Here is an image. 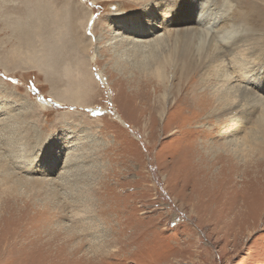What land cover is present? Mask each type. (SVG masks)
Instances as JSON below:
<instances>
[{"label":"rangeland","instance_id":"rangeland-1","mask_svg":"<svg viewBox=\"0 0 264 264\" xmlns=\"http://www.w3.org/2000/svg\"><path fill=\"white\" fill-rule=\"evenodd\" d=\"M28 1L0 0V264H264V148L258 156L254 146L243 145L251 161L243 169L236 160L211 170L194 166L198 143L179 149L176 131L186 125L185 115L167 120L174 94L159 120L139 105L137 83L119 81L131 80L132 73L118 69L117 61L137 58L123 54L126 48L93 37L89 57L95 53L100 60L86 70L96 80L87 78L84 85L85 71L75 64L90 47L69 41L65 20L55 25L54 19L61 49L48 56L49 67H38L37 28L20 31L16 24ZM47 1L56 18L64 17L59 0ZM85 2L93 15L90 37L95 29L101 34L114 27L118 20L111 13L120 15L112 30L117 35L129 18L157 22L145 10L166 0L144 9L129 0ZM231 3V13L241 10ZM249 30L257 57H264V26L249 24ZM99 70L109 85L99 81ZM146 91L151 95L154 87ZM233 108L222 115L219 130L216 122L187 123L190 140L202 125L223 137L214 142L261 138L257 144L264 146V105ZM238 150L229 146L231 153Z\"/></svg>","mask_w":264,"mask_h":264},{"label":"bare ground","instance_id":"bare-ground-1","mask_svg":"<svg viewBox=\"0 0 264 264\" xmlns=\"http://www.w3.org/2000/svg\"><path fill=\"white\" fill-rule=\"evenodd\" d=\"M59 1L64 17L56 18L52 11L53 8L47 0H29L24 7L27 11L26 16L16 20L20 31L23 26L37 28L35 34L38 41L37 57L40 56L37 62L38 67H49L48 56L61 49L58 43L63 41L54 39L53 21L55 19V25H58L63 18L69 34L68 40H83L90 47L88 50H83L85 58L80 57L75 64L78 72L85 71L84 74L82 73V78L85 75L84 85L87 78L93 82L96 80L94 73H88L86 70L91 64H98L100 60L95 53L89 57L93 43L97 42L93 40V37L99 41L104 37L109 38L108 42L111 44H118L122 48H126L123 54L132 53L137 56L136 60L126 59L123 63L117 61L118 69L120 67L122 71L132 73L131 80L120 77L119 81H123L127 85H132V82H135L137 83L136 87L142 88L139 105H145L150 110V117H156L159 120L166 118L167 110L170 109L169 105H172L169 101L171 94L175 96L172 105L174 111L169 112L167 120L170 121L177 113H181L180 115H185L183 121L186 122V125L190 123L188 125H192V127L199 123L205 126L206 122H216L219 130L225 125L222 115L232 112L233 107L237 105L239 107L243 105L262 107L264 105V80L261 77L264 72V57L263 54L257 57V46L251 43L255 40V34L249 30V24H256L259 29L264 26V0H235L241 10L233 13H231L233 6L231 0H215L212 3L209 0H166L157 9L145 10V17L158 19L157 22L149 21L151 25L146 23V20H140L133 16L136 21L129 18L128 21L131 24L128 25H126V21H123L121 30L123 34L117 35L112 30L120 24L116 23L121 22L120 15L111 13L110 18L118 20L115 23L112 22L114 27L110 26V29L106 28L107 30L104 28L105 30L100 34L95 29L99 25L97 23L94 27L95 31L91 33L90 37V33H87V26L93 15L86 11L85 0H83L84 5L81 0ZM155 1L157 0H129V2H134L139 9H144L143 7H147L148 4ZM204 1L209 7V9L206 8L210 10L209 12L201 9V4ZM164 5L167 6L163 7ZM167 9H171V12ZM234 19H237L236 22ZM169 28L170 30H168ZM157 30L163 31L164 34L155 35ZM207 41H209V45H206ZM263 43L264 40L261 41V44ZM154 54H157L158 58L151 60ZM63 61V64L66 65V61ZM129 66L134 67L130 69ZM202 70L203 74H201ZM98 77L102 84H110L103 71L99 70ZM110 77L113 75L110 74ZM255 81H259L257 86H253ZM150 85L154 87L151 95L146 91ZM217 86L225 87V90L216 91ZM253 88L258 89V92ZM259 92L261 95H258ZM54 98L61 102L59 98ZM46 103L42 102L43 105ZM234 124L235 122L231 125L234 127ZM186 125L184 123L177 127V136L181 140L179 149L191 143L190 141L193 144L197 142V153L195 154H197L198 160L196 159L197 163L193 165L204 167L203 169L211 170L213 166L224 160H236L237 167L243 169L251 161L248 160L250 154L246 156L248 157L246 159L244 156L246 150L241 147L246 145L248 149L251 145L254 146L252 153L255 155L257 152L258 156L260 152L262 153L261 149L264 148L261 146L262 144H257L263 142L261 138H255L256 142H253L254 138L248 141L245 137H241L221 143L220 140L223 137H217L214 129L209 130L202 125L194 131L195 138L190 140ZM241 128L236 127L234 131H241ZM215 138H220V140L214 142ZM182 145L184 146L182 147ZM229 146L239 150L231 153ZM238 153H242L243 157H239ZM204 162L208 164L204 166L202 164Z\"/></svg>","mask_w":264,"mask_h":264}]
</instances>
